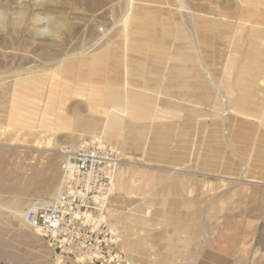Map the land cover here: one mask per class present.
<instances>
[{
	"label": "rangeland",
	"instance_id": "obj_1",
	"mask_svg": "<svg viewBox=\"0 0 264 264\" xmlns=\"http://www.w3.org/2000/svg\"><path fill=\"white\" fill-rule=\"evenodd\" d=\"M4 60L0 264H80L14 215L55 196L63 152L88 137L130 179L109 208L125 264H183L235 190L264 183V0H0ZM178 193L199 240L156 205Z\"/></svg>",
	"mask_w": 264,
	"mask_h": 264
},
{
	"label": "built area",
	"instance_id": "obj_2",
	"mask_svg": "<svg viewBox=\"0 0 264 264\" xmlns=\"http://www.w3.org/2000/svg\"><path fill=\"white\" fill-rule=\"evenodd\" d=\"M122 164L120 152L92 137L65 149L55 196L34 199L25 210L27 226L56 257L80 264H125L121 238L109 220Z\"/></svg>",
	"mask_w": 264,
	"mask_h": 264
},
{
	"label": "crops",
	"instance_id": "obj_3",
	"mask_svg": "<svg viewBox=\"0 0 264 264\" xmlns=\"http://www.w3.org/2000/svg\"><path fill=\"white\" fill-rule=\"evenodd\" d=\"M102 143L120 152L112 145ZM129 182L130 179L124 171H119L117 175L118 193L122 194L121 197L125 199L133 193ZM141 190L143 192L149 189L144 187ZM235 191L236 193L226 200L228 209L219 217L213 234L203 244L200 243L195 251L189 253L188 259L184 258L183 264H264V183H243ZM114 196L115 194L110 200V205ZM118 197L115 198V202H118ZM157 202V206L167 208L165 212L167 223H184L182 229L183 232L187 230L188 237L186 238L190 240L192 237L194 241L199 240L200 228L197 226L193 231H189L190 227L185 225L191 222L190 214L185 217V209L191 206L186 194L181 197L178 193L177 198L168 196ZM110 223L112 228L120 234L113 220ZM169 237L168 234L166 238ZM161 238H164V235H161ZM44 241L46 242L45 239ZM50 249L56 256L55 251Z\"/></svg>",
	"mask_w": 264,
	"mask_h": 264
},
{
	"label": "bare ground",
	"instance_id": "obj_4",
	"mask_svg": "<svg viewBox=\"0 0 264 264\" xmlns=\"http://www.w3.org/2000/svg\"><path fill=\"white\" fill-rule=\"evenodd\" d=\"M61 2V1H60ZM55 3V2H54ZM53 3V4H54ZM64 4V3H63ZM56 5V4H55ZM38 8V7H37ZM60 10V9H59ZM39 22H41V20H39V19H37V18H35L34 19V23H39ZM61 28V27H60ZM59 30V29H58ZM15 31H16V29H15ZM59 32H60V30H59ZM58 34V33H57ZM81 36V35H80ZM92 38V37H91ZM35 44V43H34ZM57 45H59V44H57ZM31 54V53H30ZM5 58H7V57H5ZM47 58V57H46ZM51 59V58H50ZM23 61H27V59L26 58H23ZM1 62V64L2 63H5V64H7V62L4 60V61H0ZM54 62V61H53ZM52 68V67H51ZM9 79V78H8ZM50 81V80H49ZM14 86H16L15 84H14ZM46 86H47V84L45 83V84H41L40 85V87H39V89L40 90H46L47 88H46ZM18 87H20V86H18ZM10 88V87H9ZM8 88V89H9ZM18 89V88H17ZM12 101V100H11ZM11 102L10 101H6V104L7 105H9ZM37 103V102H36ZM35 100L34 101H32V100H28L27 101V103H25V104H23V103H19V102H17V104L18 105H21L22 107L24 106V107H26V109H30V108H34V106H35ZM39 105V104H38ZM15 217H19L20 219H23V221H24V223H26L25 222V213H17L16 215H14ZM126 262V261H125ZM63 263V262H62ZM57 264H61V262H57ZM126 264H129V262L128 263H126Z\"/></svg>",
	"mask_w": 264,
	"mask_h": 264
}]
</instances>
